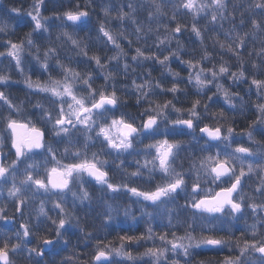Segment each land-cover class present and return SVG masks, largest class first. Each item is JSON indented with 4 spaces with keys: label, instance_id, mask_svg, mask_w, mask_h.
<instances>
[{
    "label": "snow or ice",
    "instance_id": "1",
    "mask_svg": "<svg viewBox=\"0 0 264 264\" xmlns=\"http://www.w3.org/2000/svg\"><path fill=\"white\" fill-rule=\"evenodd\" d=\"M148 3L141 20L144 4L138 8L136 0H128L126 9L122 0H84L83 7L32 0L26 11L8 9L31 19V29L17 39L12 25L0 21V196L6 190L15 209L9 215L7 204L0 206V221L20 218L14 231L0 230V264H21L18 258L50 264L45 248L69 247L71 228L89 250L72 247L71 255L52 264H264V0ZM94 5L101 16L92 34ZM46 7L50 15H44ZM237 11L239 25L246 15L249 25L240 31ZM229 17L232 28L220 25L224 39L215 31L208 39L235 64L223 56L215 60L204 36ZM186 33L198 41L195 47L183 41ZM250 40L260 46L245 56L240 50ZM101 44L111 45V54L101 55ZM76 57L89 63L74 67ZM172 59L187 70L184 87ZM147 62L159 66V78ZM32 64L35 73L27 70ZM138 70L139 77L133 75ZM21 83L27 91L16 99L12 85ZM241 84L247 85V99L232 90ZM189 87L195 90L190 107H177L178 94L187 98ZM132 97L146 106L138 113L121 111ZM217 97L224 107L212 110L209 102ZM249 107L253 118L237 131L235 119ZM209 116L213 123L204 122ZM128 157L134 169L126 166ZM127 197L135 199L128 203ZM37 198L38 208L30 210ZM48 203L55 216L45 210ZM84 217L93 221L91 229ZM121 217L142 227L116 229L108 239ZM225 248L222 257L197 258L201 251Z\"/></svg>",
    "mask_w": 264,
    "mask_h": 264
},
{
    "label": "trees",
    "instance_id": "2",
    "mask_svg": "<svg viewBox=\"0 0 264 264\" xmlns=\"http://www.w3.org/2000/svg\"><path fill=\"white\" fill-rule=\"evenodd\" d=\"M24 2H26V0H24ZM83 2H84V0H65V3L69 7H71L75 3H80L81 4V7H83ZM111 2L112 3H115V4H120L121 3V0H111ZM127 2H128V0H122V3L125 6V9H126ZM228 2H229V4H231V0H228ZM136 3H137V7L138 8H139V5L141 3L144 4V8L138 12L139 19L144 20L147 17V12H148V9L150 7V5L148 3V0H136ZM3 5H4V0L1 1V6H3ZM89 11L92 12V20H91L92 27H91V31H92V34H95V31H96L95 30V27H94L95 21H96V19L100 18L101 14L99 13L98 7H96L95 5L93 6V8L89 9ZM44 12H47L46 15H50L51 14L50 13V9L47 8V7L44 9ZM221 24H223L224 28H232L233 27V22L231 20H229V19L226 20V21H220V22H218L214 26H210L208 32H205V34H204V36H205V42L208 43L207 44L208 45V49H209V51H211L213 53V56H214V59L215 60L218 61L219 58H220V56H223L225 60H228L230 63L235 64V58L232 57V55L230 53H227L225 50H221L218 46H215L214 47L212 41L208 39V36L213 31L219 33L220 38L224 39L223 30L222 29H219V28H221L220 27ZM112 26L113 27L117 26V22L113 21ZM12 27L15 29L14 33L12 34V38L13 39H16V37L18 38V36L20 34H24L25 32L29 31V25L24 24V23H18L16 26H12ZM126 27L128 29H132L133 26L130 23H127L126 22ZM153 27H155V21L153 22ZM239 27H241V25L237 24L236 25V30H238L237 28H239ZM240 29H242V27ZM160 31L163 32V29L161 28ZM80 35H83V32H81ZM152 39H154V37H149V42H151ZM182 39L185 42V44L188 45L189 47H195L196 46L195 45V41H194V40H196V38L193 35H191L190 33H186L182 37ZM124 42L127 44V41H124ZM252 42H253L252 44L253 45H256L257 48L260 46V45H258L259 44L258 42H256V41H252ZM172 47H175V43L174 42L172 44ZM109 48H111V47L108 46L107 49H109ZM96 50L97 49L95 47H93L91 49V51H96ZM104 50L106 51V48L104 47L103 44H101L100 47H99V53L101 55H104L103 54ZM91 51H90V54H91ZM242 53L245 56L247 54V52H242ZM198 54L199 53L197 52V55ZM253 55L255 56V52H253ZM76 58H77V61L73 65L74 67L83 68L85 66V64L88 63L85 58H80V57H76ZM184 58L187 59L188 58V54H185V57ZM170 66L174 70H176L178 72H180V71H183V73H185V71L187 72V70L184 67V65H181L179 62H178V64H174L173 62H171ZM207 66L210 67L211 65L209 64ZM145 67H149V68L152 69L153 66H152L151 62H147L145 64ZM156 71L157 70L155 68L152 69V75H153V77H157V75H155L156 74ZM31 73H33V72H31ZM138 73L140 74V71L139 70H138ZM144 75H147V73H144ZM96 82H102V79H101V81H98L97 80ZM225 83H228V82L225 80ZM192 91H188L187 98L185 96H183V95L181 96V100H182L181 102L186 107H188L190 105V100L191 99L188 100V98H190V94L191 93H194L195 90H192ZM243 95H245V98L247 99L249 94H243ZM167 98L170 99V95L169 94H167ZM188 101H189V104L187 103ZM216 108H220V107H218V105H216V106H213L211 109L212 110H215ZM125 110L127 111V109H125ZM134 113H137V112H134ZM253 115H254V111H252V108L249 107L247 114L245 116H243L242 118H243V120H246V121L247 120H251L253 118ZM207 121H208V123H213V121L211 119H207ZM61 151H62V149H61ZM127 164H128V162L126 161V166H127ZM115 178L116 177L114 176V179ZM77 212H78V214H80L81 216H83V211L82 210H78ZM50 223L51 222L48 221V224H50ZM82 223L86 226V229H91L93 227V221L91 219L87 218V217H84L82 219ZM97 223H98V221H97ZM236 227H237V229H239L241 226L240 225H237ZM119 228H123L125 230L130 229L129 226H123V227L117 226L116 228H114V230H112V231H110L108 233L107 238L108 239H111L113 236H115L116 235V229H119ZM3 229L4 228L2 226H0V230H3ZM236 234L239 235V231H237ZM66 235L70 238L71 244L67 248H65V247L62 246V248H59L54 253H52L50 251L49 254H48V256L45 257V259H47L50 262V264H52V262H54V261H59L62 256H69V255H71L72 253H71L70 249L72 247H75V250L77 252H81V253L89 250L90 246H89V248H85V245L83 243H81V242L78 241L79 232H78L77 229L71 228V231L69 230ZM101 235H103V234H101ZM35 243H36V241H35V239H33L32 244H35ZM224 250L225 249H223L220 252H206V251H201L200 256L197 257V258H201V257H203L205 255H215V256H221L222 257L224 255ZM46 252H48V251H46ZM84 258L85 257L81 256V259H84ZM18 259H21V264H25V262L22 261V258H18Z\"/></svg>",
    "mask_w": 264,
    "mask_h": 264
},
{
    "label": "rangeland",
    "instance_id": "3",
    "mask_svg": "<svg viewBox=\"0 0 264 264\" xmlns=\"http://www.w3.org/2000/svg\"><path fill=\"white\" fill-rule=\"evenodd\" d=\"M2 1V0H1ZM31 4H32V0H26V2H24V0H4V5L3 6H1V2H0V21H4V22H7V23H9V24H11L12 26H16L18 23H24V24H27V25H29V30L31 29V27H32V24H31V19H30V17H28L27 15H22V16H17V14H15V13H11V12H9L8 11V9L9 8H11V7H18V8H21V9H23V10H28L29 8H30V6H31ZM17 5V6H16ZM43 13H44V15H46V13L47 12H44V9H43ZM187 18H185V20H186ZM237 25V24H236ZM249 25H248V23H245V25L244 26H241L242 28H247ZM241 27H239V28H237L238 30L241 28ZM23 34H20L18 37H20V36H22ZM16 39H17V37H16ZM122 43L126 46L127 44L124 42V41H122ZM110 47H112L111 45H109ZM110 49V48H109ZM3 49L2 48H0V51H2ZM106 51H107V53L108 54H111L109 51H108V49H106ZM106 51L104 50V52H103V54H105L106 53ZM80 58H83V57H80ZM129 60H130V57H129ZM76 61H77V58H76ZM171 62H173L174 64H178V60H175V59H172V61ZM89 63V62H88ZM152 64V63H151ZM92 68H95V66H94V64H91L90 65ZM152 69L153 68H155L157 71H156V74L155 75H157V78H159V66H156V65H153L152 64ZM27 70L31 73V72H33V73H35L36 71H37V69H36V66L34 65V64H32V65H28L27 66ZM233 70H235V68H233ZM180 73L182 74L181 76L182 77H184V84H181V87H184L185 86V84H186V81H187V72L185 71V73H183V71H180ZM184 74V75H183ZM133 75H136L137 77H139V73H138V71L136 72V73H134ZM167 79V81H170L171 80V77H167L166 78ZM98 81H101V79H97ZM121 82L122 83H129L130 82V77H129V79L127 80V81H124V80H121ZM96 83H102V82H96ZM192 90H194V89H192L191 87H189V91H192ZM27 90L24 88V85L21 83V84H14V85H12V92L14 93V94H16V99H24V95H23V93H25ZM212 91H215V89L213 88L212 89ZM193 92V91H192ZM188 94V93H187ZM210 94V93H209ZM170 95V99H172V95L171 94H169ZM185 96V94L184 93H179L178 94V96H179V99L178 100H176V101H174L176 104H177V107H185V108H187L181 101V96ZM193 97V93H191L190 94V98H188V100L189 99H191ZM38 97H32V99H33V102L35 101V99H37ZM161 98H163V97H161ZM188 104H189V101L187 102ZM210 103V105H211V108L213 107V106H216V105H218V107H220V108H223L224 107V105H223V101H222V98H220V97H217V98H214V100L213 101H211V102H209ZM144 106H146V105H136V103H135V98L134 97H132L131 99H128L127 100V103H126V105H125V107L124 108H122L121 109V111H126L125 109H127V111H129V112H131V113H134V112H137L138 113V109L139 108H141V107H144ZM188 107H190V105L188 106ZM36 110H34V109H29V112H35ZM207 119H211V117L209 116V117H206L205 118V120H204V122H206V123H208V121H207ZM41 130L43 131L44 130V128L43 127H41ZM198 134V133H197ZM51 137L49 136V139H50ZM145 142H147V141H145ZM199 143H203V140H200L199 141ZM8 147L10 148V143H9V145H8ZM193 147H195V141L193 142ZM8 149V148H7ZM62 149V148H61ZM197 155H199V153H196ZM12 158H14V152H13V157ZM37 159H42V157H37ZM127 162H128V168L131 170V169H134L135 168V164L133 163V162H131V158L130 157H128V159L126 160ZM69 161L68 160H63L62 161V163H68ZM49 167H51V165H49ZM40 171L41 172H43V167H41V169H40ZM95 185H92V190L94 191L95 190ZM134 197H127L126 198V201L128 202V203H132L133 201H134ZM7 204V206H8V214L9 215H12L13 213H14V211H15V209H14V206L12 205V203H11V201H8L7 200V193H6V190H5V192H4V194L2 195V196H0V206H3L4 204ZM39 203H40V198H37L35 201H31L30 203H29V209L30 210H35L36 208H38V206H39ZM183 203V202H182ZM52 204L51 203H48L47 205H46V211L49 213V215L50 216H55L56 215V212H54V211H52L51 209H52ZM68 207H71V197L69 196L68 197ZM85 208H87V205L85 206ZM78 210H81L80 209V206H77V211ZM58 211V210H57ZM33 214H34V211H33ZM89 215H94V213H89ZM19 216H18V214H17V217L15 218V219H13V220H9V221H0V226H2L4 229H9V230H12V231H14L15 230V228L16 227H18V223H19ZM117 226H119V227H123V226H129V228H131V227H135V228H140V227H142V225H139V224H136V225H133L131 222H129V223H124V221H123V218L121 217L118 221H117V223H116V225H114V228H116ZM70 231H71V229H69ZM53 235H54V233H53ZM60 248H62V246L60 247ZM59 248H57V249H54V250H52L51 252L52 253H54L56 250H58ZM48 252H50L49 251V249L47 250ZM228 252V249L227 248H225V250H224V255L226 254Z\"/></svg>",
    "mask_w": 264,
    "mask_h": 264
},
{
    "label": "bare ground",
    "instance_id": "4",
    "mask_svg": "<svg viewBox=\"0 0 264 264\" xmlns=\"http://www.w3.org/2000/svg\"><path fill=\"white\" fill-rule=\"evenodd\" d=\"M0 2H1V0H0ZM241 2L243 3L244 2V0H241ZM235 16H236V22H234L235 24H239V19H240V16H239V11H237L236 13H235ZM229 20H231L232 21V18L231 17H229ZM245 20H247V15L245 16ZM233 22V21H232ZM201 23H203V21H201ZM219 29H221V28H219ZM241 29H239V30H237V31H240ZM222 39V38H221ZM195 41V45H197L198 44V41L197 40H194ZM206 44H208L207 42H205ZM253 42L250 40V42H249V45H248V47L247 48H244V49H241L240 51L241 52H247L248 53V51L253 47V46H255L256 47V45H253L252 44ZM194 45V46H195ZM259 45V44H258ZM247 55V54H246ZM252 59H256V56H254L253 54H252ZM232 90H234V91H240L241 92V94H248V92H247V85L246 84H241L238 88H233ZM251 95V99L252 100H255L256 99V97H255V93H254V90H253V92L250 94ZM252 111H254V109H252ZM243 116H237L236 118L237 119H235V125L237 126V131H239L240 129H242V128H245L246 127V120H243V118H242ZM243 139V138H242ZM131 158V157H130ZM49 225H51V223L49 224Z\"/></svg>",
    "mask_w": 264,
    "mask_h": 264
},
{
    "label": "flooded vegetation",
    "instance_id": "5",
    "mask_svg": "<svg viewBox=\"0 0 264 264\" xmlns=\"http://www.w3.org/2000/svg\"><path fill=\"white\" fill-rule=\"evenodd\" d=\"M4 151H5V152H7V151H8V149H7V148H5V149H4ZM3 159H4V157H1V160H3ZM92 184H93V185H95V184H94V182H93Z\"/></svg>",
    "mask_w": 264,
    "mask_h": 264
},
{
    "label": "water",
    "instance_id": "6",
    "mask_svg": "<svg viewBox=\"0 0 264 264\" xmlns=\"http://www.w3.org/2000/svg\"><path fill=\"white\" fill-rule=\"evenodd\" d=\"M0 160H1V157H0Z\"/></svg>",
    "mask_w": 264,
    "mask_h": 264
}]
</instances>
